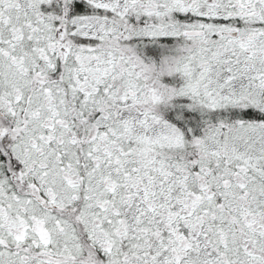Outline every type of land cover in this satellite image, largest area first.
<instances>
[{"label":"snow or ice","instance_id":"obj_1","mask_svg":"<svg viewBox=\"0 0 264 264\" xmlns=\"http://www.w3.org/2000/svg\"><path fill=\"white\" fill-rule=\"evenodd\" d=\"M0 264H264V0H0Z\"/></svg>","mask_w":264,"mask_h":264}]
</instances>
